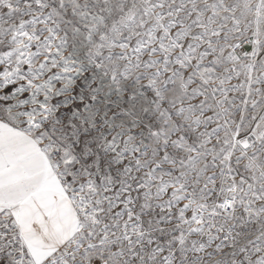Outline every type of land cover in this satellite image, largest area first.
<instances>
[{
  "label": "snow or ice",
  "instance_id": "1",
  "mask_svg": "<svg viewBox=\"0 0 264 264\" xmlns=\"http://www.w3.org/2000/svg\"><path fill=\"white\" fill-rule=\"evenodd\" d=\"M0 264H264V0H0Z\"/></svg>",
  "mask_w": 264,
  "mask_h": 264
}]
</instances>
